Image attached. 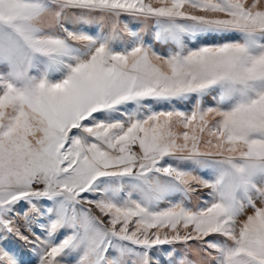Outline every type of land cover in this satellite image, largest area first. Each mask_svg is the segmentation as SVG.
<instances>
[{"label":"snow or ice","instance_id":"snow-or-ice-1","mask_svg":"<svg viewBox=\"0 0 264 264\" xmlns=\"http://www.w3.org/2000/svg\"><path fill=\"white\" fill-rule=\"evenodd\" d=\"M0 264H264V0H0Z\"/></svg>","mask_w":264,"mask_h":264}]
</instances>
